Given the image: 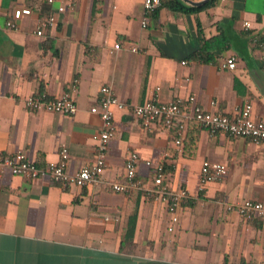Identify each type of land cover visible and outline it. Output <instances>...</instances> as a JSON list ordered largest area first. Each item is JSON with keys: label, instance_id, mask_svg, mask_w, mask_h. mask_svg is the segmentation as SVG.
I'll return each mask as SVG.
<instances>
[{"label": "crops", "instance_id": "crops-1", "mask_svg": "<svg viewBox=\"0 0 264 264\" xmlns=\"http://www.w3.org/2000/svg\"><path fill=\"white\" fill-rule=\"evenodd\" d=\"M53 1L0 0V156L22 152L42 167L65 147L67 172L79 171L94 158L101 121L90 109L106 85L124 103L142 105L159 89L162 103L192 96L204 111L229 117L250 102L252 118L264 122V0H216L195 13L161 7L149 16L143 0H70L71 8L38 37V21L62 0ZM218 35L224 48L212 51L213 63L200 64L193 58L200 39ZM229 56L236 68L221 70ZM73 84V116L23 106L30 94L58 98ZM114 127L94 184L0 176V264H264L263 219L227 210L248 199L264 203V146L188 123L177 147L174 126L145 127L126 111L115 113ZM130 152L140 157L143 189L112 192ZM204 161L224 164L227 174L200 193ZM157 165L165 184L189 195L172 233L165 207L144 192Z\"/></svg>", "mask_w": 264, "mask_h": 264}, {"label": "built area", "instance_id": "built-area-1", "mask_svg": "<svg viewBox=\"0 0 264 264\" xmlns=\"http://www.w3.org/2000/svg\"><path fill=\"white\" fill-rule=\"evenodd\" d=\"M224 1V0H221ZM48 4H53V0H47ZM161 5V0H143V11L146 16L155 13ZM70 0H62L56 5L55 11L41 18L36 26L35 35L41 37L48 27L56 23L57 15L66 12L71 8ZM6 26L16 29L15 25L7 22ZM141 26L145 28L147 21L144 19ZM245 28L250 27L249 23L244 24ZM260 48L264 53V41ZM120 49V43L113 45L112 52ZM132 52H136L133 48ZM200 64H203L200 62ZM182 65H186L182 62ZM221 70L232 71L236 68V59L229 56L220 62ZM159 89L152 97L142 105H132L121 102L115 96L112 88L108 85L102 86L99 91L97 103L91 107L90 112L98 115L101 121V130L94 135L95 142L94 158L83 165L74 174L67 172L68 150L63 147L58 153L56 161L47 162L44 166H38L30 161L22 152H16L9 156H0V176L9 173L28 180L38 181L48 179L62 187L75 186L84 188L99 180L106 165V154L110 141L115 136L114 115L117 111H126L142 121L145 127L157 122H162L167 128L175 127L176 139L173 144L180 146L184 140V133L188 123L207 129L211 134L221 132L233 138L246 139L255 145L264 146V122L256 121L251 116L252 106L250 102H245L235 116L229 117L219 111H204L198 104L195 97H177L169 103H162L158 97ZM75 85L69 91L64 92L60 97L50 99L46 93H33L23 100L25 109L32 112L59 113L73 116L77 112V104L74 99ZM215 106V103H211ZM140 157L136 152L127 154L124 163V175L117 181L109 185L112 192L124 195L132 194L143 189V183L138 177V166ZM151 166L149 162L145 163ZM227 174V167L224 164L204 161L199 171V190L202 192L209 183L221 181ZM145 195L154 203L165 207L168 214L167 231L174 232L179 223V213L184 204L189 200L188 192L185 188H170L164 183V168L157 165L153 169L151 185L144 187ZM228 211H234L247 221L263 219L264 203L258 199H248L227 207Z\"/></svg>", "mask_w": 264, "mask_h": 264}, {"label": "trees", "instance_id": "trees-1", "mask_svg": "<svg viewBox=\"0 0 264 264\" xmlns=\"http://www.w3.org/2000/svg\"><path fill=\"white\" fill-rule=\"evenodd\" d=\"M215 2H216V0H209L203 6L198 7V8H194V7H189V6L185 5L180 0H161L160 8L165 7L168 10H172V11H182V12H186V13L194 12L195 13V12L202 11L207 7H210ZM225 43H226V40H224L222 37H219V35L216 37L210 38L209 40L200 39L199 49L193 55V58L196 59L198 62H201L203 64L213 63L214 56L212 54V51H214L216 49H221L222 47L224 48ZM130 223H131L130 225H133V220H131ZM129 234L130 235L125 236L126 240H129V239L131 240L132 234H131V232Z\"/></svg>", "mask_w": 264, "mask_h": 264}, {"label": "water", "instance_id": "water-1", "mask_svg": "<svg viewBox=\"0 0 264 264\" xmlns=\"http://www.w3.org/2000/svg\"><path fill=\"white\" fill-rule=\"evenodd\" d=\"M180 1H182L184 4H186L188 6L198 8V7H201L204 4H206L209 0H201V1H198V2H192L190 0H180Z\"/></svg>", "mask_w": 264, "mask_h": 264}]
</instances>
